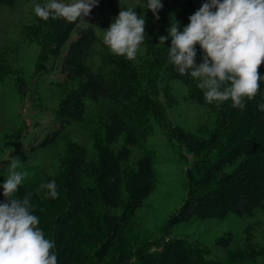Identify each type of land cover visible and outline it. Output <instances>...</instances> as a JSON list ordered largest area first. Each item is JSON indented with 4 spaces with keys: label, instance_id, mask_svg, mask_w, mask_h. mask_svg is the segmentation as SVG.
Listing matches in <instances>:
<instances>
[{
    "label": "trees",
    "instance_id": "trees-1",
    "mask_svg": "<svg viewBox=\"0 0 264 264\" xmlns=\"http://www.w3.org/2000/svg\"><path fill=\"white\" fill-rule=\"evenodd\" d=\"M15 1L0 0V6L10 7ZM104 8L114 15L121 10L116 0H99L85 20L44 21L50 32L46 55L59 61L62 80L54 136L43 144L60 139L64 147L55 172L26 177L15 195L22 199L32 193L33 214L45 238L54 241L58 264H230L210 257L205 246L186 238L167 237L153 244L129 239L133 216L155 183L154 154L144 142L152 119L192 157L186 170V198L168 221L170 227L193 218L251 215L264 208V112L257 109L264 103V82L259 94L246 101L245 110L233 108L231 101L216 107L205 102L197 81L174 70L168 63L171 39L159 44V37L168 35L175 21L181 31L189 24L196 11L192 0H170L167 13L159 14L158 21L154 17L149 21L151 27L145 28L142 44L145 57L139 64L104 52L99 64L92 65L96 33L82 24ZM195 48L199 64L203 53L199 45ZM259 71L264 75V65ZM157 73L180 82L190 100L214 114L210 130L192 134L168 123L151 82ZM82 124L92 143L89 147L68 138V128ZM133 148L141 149L140 155L131 167H125ZM9 164L10 160L0 164V202L4 201L2 185ZM51 180L56 182L58 199L40 189L41 183ZM231 243L228 234L216 245L231 257ZM240 252L247 259L264 261V248L247 247Z\"/></svg>",
    "mask_w": 264,
    "mask_h": 264
},
{
    "label": "rangeland",
    "instance_id": "rangeland-1",
    "mask_svg": "<svg viewBox=\"0 0 264 264\" xmlns=\"http://www.w3.org/2000/svg\"><path fill=\"white\" fill-rule=\"evenodd\" d=\"M116 1L121 10L132 8L143 16L145 28L151 27L149 21L153 15L145 7L147 0ZM192 1L196 11L207 2ZM45 2L16 0L10 7L0 6V164L19 158L21 166L17 170L27 171L30 178L55 172L64 147L60 139L52 145L43 144L54 136V117L61 98L59 84L62 80L59 61L54 62L46 55L50 32L33 11L34 5ZM161 2L164 6L159 14L167 13L170 0ZM117 16L104 8L82 24L91 26L96 33L92 65L99 64L102 53L110 52L103 44V31ZM144 57L141 45L133 61L139 64ZM151 82L156 87V99L172 127H180L192 134L212 128L214 114L190 100L180 82L169 80L162 73H157ZM68 133L71 141L82 142L86 147L92 145L85 124L68 128ZM144 146L154 154L155 183L133 216L128 231L131 241L153 244L167 237L186 238L205 246L212 258L230 264H264L262 258L247 259L240 252L247 247L255 251L264 248V208L244 217L229 214L221 220L193 218L170 227L168 221L186 198V170L191 166L192 157L183 145L172 139L164 126L152 119ZM132 150L131 162L125 167H131L140 155L141 149ZM228 234L232 236L228 250L231 257L216 245L218 239Z\"/></svg>",
    "mask_w": 264,
    "mask_h": 264
},
{
    "label": "clouds",
    "instance_id": "clouds-1",
    "mask_svg": "<svg viewBox=\"0 0 264 264\" xmlns=\"http://www.w3.org/2000/svg\"><path fill=\"white\" fill-rule=\"evenodd\" d=\"M99 0H46L34 5L36 17L43 21L63 19L69 23L85 20ZM161 0H147L146 9L154 22L160 19ZM146 20L132 8L120 10L104 30L103 44L109 51L132 61L145 42ZM171 39L168 63L180 75L197 81L207 104L220 107L231 101L235 109L245 110L261 90L264 75V0H207L189 17V24L180 30L171 23L168 35L159 37V44ZM202 50L199 64L195 46ZM264 112V103L257 105ZM21 162L12 158L8 176L2 185L4 201L0 202V264H58L54 241L45 238L39 218L33 214L32 193L22 199L16 193L29 176L18 171ZM47 197L59 198L55 180L41 183Z\"/></svg>",
    "mask_w": 264,
    "mask_h": 264
}]
</instances>
